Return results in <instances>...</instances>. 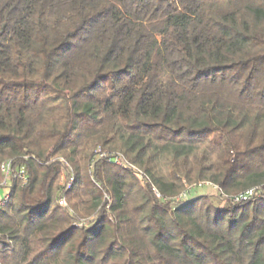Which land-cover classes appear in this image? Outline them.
<instances>
[{
    "label": "trees",
    "instance_id": "trees-1",
    "mask_svg": "<svg viewBox=\"0 0 264 264\" xmlns=\"http://www.w3.org/2000/svg\"><path fill=\"white\" fill-rule=\"evenodd\" d=\"M7 159L29 182L0 210V264H264V0H0ZM201 181L257 191L220 207L191 198Z\"/></svg>",
    "mask_w": 264,
    "mask_h": 264
},
{
    "label": "built area",
    "instance_id": "built-area-1",
    "mask_svg": "<svg viewBox=\"0 0 264 264\" xmlns=\"http://www.w3.org/2000/svg\"><path fill=\"white\" fill-rule=\"evenodd\" d=\"M96 156L100 159H105V162H111L117 167L121 169H127L133 175L137 181L140 182V185L144 190H147L151 196L154 199H165L159 192V190L151 184L148 176L138 167H135L131 165L128 161L125 160L122 155L114 153H101L99 149L97 150ZM25 160L30 159L34 161L33 156H28L25 155L23 156ZM52 160H57L59 163L63 165L61 174H60V179L58 181V186L60 187V196L57 198V205L61 206L64 209H67L69 213L72 215L73 212L70 209V206H68V201H67V193L69 190H71L72 184L74 183L75 177H73V172L70 167V165L62 158V157H56L53 158ZM0 174H1V180H0V210L3 209V207L8 203V200L10 199V189L11 186L14 183H17L21 187L26 185L29 182V178L26 172V168L23 164L18 165L14 164L12 159H7L1 163L0 166ZM209 187V188H215L217 191L220 192L219 196L222 197L221 201L225 202L224 205L226 204L227 200H230L233 203H238L240 199H244L246 197H252L255 195L257 191V187L248 189L244 192H241L239 195L236 196H229L227 194H224L217 188V186L213 183L209 182H198L196 185L193 187ZM192 188L190 186H185V190L182 192L181 195L175 198V201L177 203H182L185 201L187 197V192H190ZM104 199L106 202L109 204L110 203V197L107 195L104 196ZM108 209V208H107ZM95 221V217H89L87 219H78L75 221L73 224L79 228L81 227H87L88 224H92Z\"/></svg>",
    "mask_w": 264,
    "mask_h": 264
},
{
    "label": "rangeland",
    "instance_id": "rangeland-1",
    "mask_svg": "<svg viewBox=\"0 0 264 264\" xmlns=\"http://www.w3.org/2000/svg\"><path fill=\"white\" fill-rule=\"evenodd\" d=\"M107 130H105L104 132H106ZM158 136V135H157ZM97 136H93V138H91V139H89L88 141H86L85 142V144L82 146V148H84V150H82V152H77L76 153V156H75V158H76V160H77V162H80L82 165H84V152H86V151H88L89 150V148H88V146H89V144H90V142H92L95 138H96ZM161 141H165V140H160L159 142H161ZM202 146L203 147H205L206 145H204V144H202ZM91 147V146H90ZM49 152V151H48ZM48 152H47V154H48ZM69 154H70V152H66L63 156L65 157L66 156V158L69 156ZM203 181H201V183H202ZM205 182V181H204ZM196 183H198V182H196ZM206 183V182H205ZM196 185V184H195ZM140 188L142 189V190H144L143 188H142V186L140 185ZM195 188H197L196 189V191H194L193 193L194 194H192L191 195V198H193V197H197V195H204V196H208V197H210V199H213L214 200V202H217V199H216V197H218L219 196V194H220V192L219 191H217L215 188H209V187H204V186H202V187H195ZM145 191H147V190H145ZM178 197V196H177ZM219 198V197H218ZM219 206L220 207H223L224 206V203L225 202H223V201H220V198H219ZM79 212L81 213V212H83V207L81 206V207H79ZM81 215H82V217H84V219H87V218H89L88 216L89 215H85L84 213H81ZM86 217V218H85ZM90 225V224H89Z\"/></svg>",
    "mask_w": 264,
    "mask_h": 264
}]
</instances>
